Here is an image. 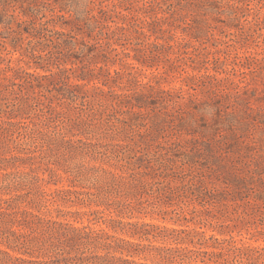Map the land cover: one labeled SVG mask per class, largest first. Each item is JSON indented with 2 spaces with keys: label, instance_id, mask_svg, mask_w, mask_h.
<instances>
[{
  "label": "rangeland",
  "instance_id": "obj_1",
  "mask_svg": "<svg viewBox=\"0 0 264 264\" xmlns=\"http://www.w3.org/2000/svg\"><path fill=\"white\" fill-rule=\"evenodd\" d=\"M0 212V264H264V0H0Z\"/></svg>",
  "mask_w": 264,
  "mask_h": 264
},
{
  "label": "trees",
  "instance_id": "obj_2",
  "mask_svg": "<svg viewBox=\"0 0 264 264\" xmlns=\"http://www.w3.org/2000/svg\"><path fill=\"white\" fill-rule=\"evenodd\" d=\"M30 76L34 78H38V76H33V75ZM114 178L115 177L113 176V179ZM0 233L1 235H3L2 231ZM53 234L57 237L56 242L50 240L51 236L54 237V235H50L49 237L50 243H49V247L47 248V253H51V254L55 253L58 255H62L63 251L65 250V246H67V244L82 245L86 249L97 248V247L99 248V246L100 248L102 247L101 249H105V250L110 248L109 244H106L105 242L101 241L102 240L101 236L97 234L92 236L88 232L80 231L79 229L73 227L57 230ZM18 241L19 240L17 239L16 242ZM160 250L163 251L162 249ZM169 252L172 251L169 250ZM63 260L65 261L76 260L79 261V263L81 264H138L135 263L134 261H129L128 259H120V258L118 259V258H114L113 256L110 257L108 255H97V254L83 255L72 259L71 257L68 258L64 257ZM55 261H53V259H50L48 263L54 264ZM37 264H43V263L38 262Z\"/></svg>",
  "mask_w": 264,
  "mask_h": 264
}]
</instances>
